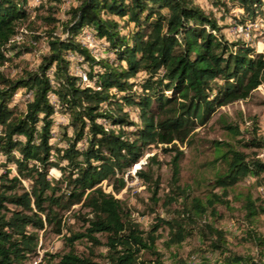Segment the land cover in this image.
<instances>
[{"label":"trees","instance_id":"1","mask_svg":"<svg viewBox=\"0 0 264 264\" xmlns=\"http://www.w3.org/2000/svg\"><path fill=\"white\" fill-rule=\"evenodd\" d=\"M34 1L0 0V264H27L38 254L41 232L48 230H67L69 250L58 255L56 264H146L141 259L145 253L155 256L156 264H166L157 246L161 227L169 229V249L196 234L207 244L205 252L218 258L216 264H264V234L253 222L264 215V198L249 195L244 204L243 233L256 253L231 250L228 231L212 219L220 216L218 206H230V192L242 180L251 178L264 190V158L215 141L209 164L217 172L206 181L211 191L193 196L179 184L185 156L179 144L191 146L197 127L206 125L219 107L248 99L264 84L263 53L226 38L217 11L208 12L197 0H76L63 20L54 16L58 7L48 8L45 20L53 25L47 32L48 51L36 70L25 69L13 78L3 66L32 52L40 39L27 28L23 41L14 40L20 21L45 8V0ZM229 2L243 9L241 21L264 12V0L212 3L226 11ZM86 28L106 42L103 56L79 42ZM74 64L85 68L87 83L74 73ZM18 93L22 96L16 99ZM126 106L138 111L136 120ZM58 119L62 125L54 142ZM222 124L230 136L243 133L237 122L222 119ZM239 142L264 149V136L256 128L250 140ZM153 145L175 154L163 201L168 214L158 216L146 231L103 182L116 192L125 189V174ZM156 155L136 170L152 188L153 203L161 199L160 180H154L150 167ZM76 205L80 231L64 220ZM78 241L92 243L91 256L77 251ZM101 245L106 251L96 254L93 250ZM171 256L169 264H193L196 258L186 262L175 250ZM204 260L201 264H210Z\"/></svg>","mask_w":264,"mask_h":264},{"label":"rangeland","instance_id":"2","mask_svg":"<svg viewBox=\"0 0 264 264\" xmlns=\"http://www.w3.org/2000/svg\"><path fill=\"white\" fill-rule=\"evenodd\" d=\"M200 5L209 12L217 11L218 17L221 18L220 25L223 26L222 32L225 37L230 40H241L253 45L258 51L264 48L261 44L258 47V42H264V34L254 31L253 37L248 40L246 36H238L235 31L237 24L245 23L241 21L244 13L243 9L238 6H232V3H228L227 10H218L217 6L212 2L213 0H197ZM76 0H45V8L41 11L34 13L31 18L26 21H20L19 29H31L40 36L38 44L34 46L32 52L27 53L18 59L11 62H7L3 66V71L13 78L18 77L23 73L25 69L36 70L42 56L48 51V31H51L53 25L45 20L48 16V8L55 6L59 8V11L55 13L57 19H66V11L76 4ZM252 20V19H248ZM61 33L60 30L57 31ZM30 38L26 37V41L29 42ZM260 49V50H259ZM100 55L102 49L98 47L97 51ZM261 53V52H260ZM22 93H18L15 97L19 99ZM126 110L132 114V117L136 120L137 110L126 106ZM222 119L237 122L243 133L236 137L230 136L227 129L223 127ZM60 121V119H58ZM58 128L54 135V142H57L60 135V127L62 123L57 124ZM264 136V84L254 90L251 96L246 100H237L227 105L219 107L212 117V119L206 125H199L196 129L197 135L193 140L191 146L179 144L181 150L184 151V158L181 161V176L179 184L183 187H188L191 194L204 197L211 187L207 184V180L213 179L217 172L216 165L212 166L209 163L214 160L215 157V141L219 143H233L238 149L244 150L248 153L254 151L258 155L264 158V149H248L239 141L250 140L253 136V130ZM252 132V133H250ZM171 145H168L170 147ZM156 155V161L150 162V167L154 174V180H160V191L158 196L161 198L157 203H153L151 200L152 188L150 185L144 182V180L136 174V170L144 162L148 160L149 156ZM174 151H164L162 145H153L147 149L145 156L140 160L137 165L131 168L125 174L127 180V186L120 192H116L109 182H103L105 191L112 192L117 198L122 199L125 202L126 207L131 211L133 219L139 222L142 229L149 230L150 227L156 224L158 216H167L168 211L166 206L163 205L165 194L169 191V181L171 177L170 161L174 156ZM218 168L222 167V162L218 163ZM54 171V172H53ZM51 173L55 176H60V172L53 170ZM220 188H215L214 192L221 193ZM232 202L230 206H218L220 216H212L215 223L219 227H223L228 231V246L231 250L240 254L256 253L255 246L249 242L247 236L243 233V228L247 225V219L245 217V200L247 196L251 195L255 199L260 197L264 198V190L260 189L253 179L242 180L236 187L230 192ZM183 198H180L178 202L173 204L172 208L175 209L180 205ZM80 210V206L76 205L73 210L65 214L64 220L67 221L75 231L84 230L82 224L83 221L74 215L76 211ZM87 210H83L85 213ZM211 218V217H210ZM254 225L256 229L264 234V215H259L254 219ZM161 233V238L157 242L158 251L162 253V260L165 263H173L171 251L178 252V256L186 262L192 261V257H196L193 264H201L204 259L207 258L210 264H216L218 259L214 254L205 252L207 244H204L202 238L198 235H192L188 237L181 245L173 247L171 249L166 247L165 241L168 238L169 229L167 227H161L158 231ZM65 235L67 230H64L62 234H56L50 230L47 232H41L40 246L37 256L32 257L27 261V264H56L59 261V254L68 251L69 248L65 244ZM105 241L104 238H101ZM92 243L89 241H78L76 243V249L80 254L90 255L92 251ZM96 254L106 251L103 245L93 250ZM142 253H145L142 251ZM95 260H101L100 256H93ZM155 256L145 253L141 259L147 261L146 264H156L153 260ZM142 261V260H141Z\"/></svg>","mask_w":264,"mask_h":264},{"label":"built area","instance_id":"3","mask_svg":"<svg viewBox=\"0 0 264 264\" xmlns=\"http://www.w3.org/2000/svg\"><path fill=\"white\" fill-rule=\"evenodd\" d=\"M44 0H35L34 5H37ZM26 31L25 29L21 28L19 33H17L14 37V40L16 41H23L24 40V34L23 32ZM235 31L237 32L238 36H246V38L251 39L253 37V32L258 31L262 34H264V12L261 16L254 20H247L245 23L237 24L235 27ZM79 42L89 49L96 57H101L97 51L98 47L102 49V53L104 52L106 48V42L98 38L89 28H86L83 33L79 37ZM264 42H258V47L260 48V45ZM260 50V49H259ZM259 52L263 53L264 55V48L260 50ZM72 59H76L75 54H71L70 56ZM73 71L75 74L82 76V79L87 83L88 75L84 67L80 66L79 64H74ZM18 94H16L17 96ZM60 121H57V124H60ZM106 182V181H104Z\"/></svg>","mask_w":264,"mask_h":264},{"label":"bare ground","instance_id":"4","mask_svg":"<svg viewBox=\"0 0 264 264\" xmlns=\"http://www.w3.org/2000/svg\"><path fill=\"white\" fill-rule=\"evenodd\" d=\"M53 170H56V169H52V171H53ZM56 171H58V170H56ZM53 172H54V171H53Z\"/></svg>","mask_w":264,"mask_h":264},{"label":"clouds","instance_id":"5","mask_svg":"<svg viewBox=\"0 0 264 264\" xmlns=\"http://www.w3.org/2000/svg\"><path fill=\"white\" fill-rule=\"evenodd\" d=\"M136 165H137V164H136ZM139 167H140V166H139ZM139 167H138V168H139Z\"/></svg>","mask_w":264,"mask_h":264}]
</instances>
